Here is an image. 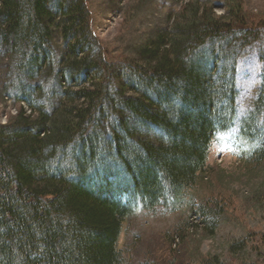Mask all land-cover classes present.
I'll return each instance as SVG.
<instances>
[{"label": "trees", "instance_id": "16d2710c", "mask_svg": "<svg viewBox=\"0 0 264 264\" xmlns=\"http://www.w3.org/2000/svg\"><path fill=\"white\" fill-rule=\"evenodd\" d=\"M223 10L187 0L117 60L92 30L88 0H0L2 94L29 112L0 124V264H123V222L182 202L212 139L232 129L260 167L264 63L245 111L234 86L235 54L260 30L239 5ZM176 236L144 263L191 264L170 249Z\"/></svg>", "mask_w": 264, "mask_h": 264}, {"label": "rangeland", "instance_id": "374dc122", "mask_svg": "<svg viewBox=\"0 0 264 264\" xmlns=\"http://www.w3.org/2000/svg\"><path fill=\"white\" fill-rule=\"evenodd\" d=\"M186 1L88 0L92 30L110 56L119 60L146 35L163 28L166 16ZM202 3L216 14H224L226 0ZM230 3L241 7L243 23L260 30L256 43L235 54L237 105L245 111L252 104L263 70L264 0H228ZM3 87L4 74L0 72V124H6L20 109L29 114L25 104L2 94ZM235 131L212 139L207 169L196 184L183 191L182 202L161 201L123 222L118 241L123 264H150L148 258L159 259L168 250L170 238L178 234L183 235V241L174 240L170 249L185 252L191 264L208 256H216L223 264H252L264 257V159L258 167L243 155L245 148L236 143ZM203 211L217 214L215 220ZM213 224L216 227L211 235ZM241 242L246 247L229 251L232 244Z\"/></svg>", "mask_w": 264, "mask_h": 264}]
</instances>
